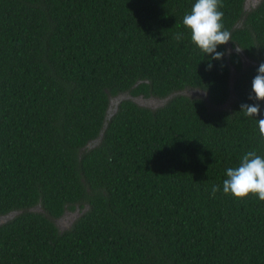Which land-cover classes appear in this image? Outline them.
<instances>
[{
  "label": "trees",
  "instance_id": "1",
  "mask_svg": "<svg viewBox=\"0 0 264 264\" xmlns=\"http://www.w3.org/2000/svg\"><path fill=\"white\" fill-rule=\"evenodd\" d=\"M250 1L221 0L216 61L183 25L195 0H0V264H264V201L223 193L264 157Z\"/></svg>",
  "mask_w": 264,
  "mask_h": 264
},
{
  "label": "clouds",
  "instance_id": "2",
  "mask_svg": "<svg viewBox=\"0 0 264 264\" xmlns=\"http://www.w3.org/2000/svg\"><path fill=\"white\" fill-rule=\"evenodd\" d=\"M221 0H195L188 14L183 17V25L190 31L191 41L202 53L211 57V60L221 61L225 55L217 51L218 46L227 45L231 39V33L224 28V13ZM177 40L181 34H177ZM237 53L243 50L237 45ZM209 62L208 69L211 70ZM252 93L249 99L256 101L254 104H242L241 109L246 117L257 118L260 136L264 138V119H259L260 103L264 102V63L257 69V75L252 80ZM227 179L223 181V193L230 195L241 202L246 199L258 197L264 201V157L256 151H249L240 160L236 167L226 170ZM213 197L220 191L219 186L212 187Z\"/></svg>",
  "mask_w": 264,
  "mask_h": 264
},
{
  "label": "rangeland",
  "instance_id": "3",
  "mask_svg": "<svg viewBox=\"0 0 264 264\" xmlns=\"http://www.w3.org/2000/svg\"><path fill=\"white\" fill-rule=\"evenodd\" d=\"M251 1H250V3H251ZM228 46L231 47L230 43H228ZM230 54H231V52H230ZM253 62H254L253 60L245 59V61H244L245 68L249 67ZM234 76H235V73H233V75H232V82L234 81ZM183 94L185 96H187V97H190V98H200V99H203L205 101H208L207 93H205L203 91H200V90H188V91L183 92ZM145 99H148V100H144L143 98H139L138 100H136V102L140 106H143V107H146V108H149V109H152V110H155V109H158V108L162 107L164 105V103H165L161 99H157L156 97H145ZM230 105L231 104H226L224 106L225 109L230 108ZM212 108H214V107H212ZM78 217H79L78 214L75 215L74 212L67 213L63 217V219L58 222L59 227L62 230H64L65 228H69L68 227V222L71 221V223H72L73 220L75 221Z\"/></svg>",
  "mask_w": 264,
  "mask_h": 264
},
{
  "label": "flooded vegetation",
  "instance_id": "4",
  "mask_svg": "<svg viewBox=\"0 0 264 264\" xmlns=\"http://www.w3.org/2000/svg\"><path fill=\"white\" fill-rule=\"evenodd\" d=\"M117 103V100H113L111 104L114 106Z\"/></svg>",
  "mask_w": 264,
  "mask_h": 264
}]
</instances>
